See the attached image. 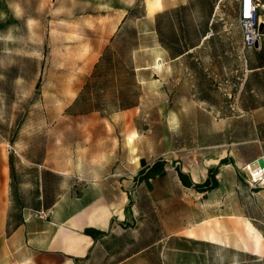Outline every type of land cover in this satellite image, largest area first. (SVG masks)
<instances>
[{"label": "rangeland", "instance_id": "1", "mask_svg": "<svg viewBox=\"0 0 264 264\" xmlns=\"http://www.w3.org/2000/svg\"><path fill=\"white\" fill-rule=\"evenodd\" d=\"M149 1L0 0V153L12 213L93 180L110 192L138 185L107 261L148 247L136 264H264V180L244 169L264 156V39L242 47L236 0L168 9L178 0H160L158 12ZM164 11L163 41L178 34L195 45L181 56L155 30ZM258 16L262 36L261 5ZM121 95L133 104L117 109ZM222 156L232 165L217 170V189L185 188L178 169L200 172ZM161 161L164 175L136 183ZM148 184L170 185L171 195L152 201Z\"/></svg>", "mask_w": 264, "mask_h": 264}, {"label": "crops", "instance_id": "2", "mask_svg": "<svg viewBox=\"0 0 264 264\" xmlns=\"http://www.w3.org/2000/svg\"><path fill=\"white\" fill-rule=\"evenodd\" d=\"M187 1L178 0L165 6V9L184 5ZM236 5L238 13L239 0H236ZM162 9L161 3L155 11ZM128 162L133 169L139 167L137 159ZM204 163L203 171L194 169L183 172L193 183L201 184L207 178L209 169L227 167L232 165V160L222 156L216 160H205ZM162 168L146 178L161 177L164 175ZM147 186L152 201L171 195L170 185H163L162 188L152 184ZM134 188H138V185L128 190L119 187V191L110 192L105 181L93 180L79 191L64 193L46 206L52 209V215L47 220L35 217L36 210L17 215L12 213L10 170L0 153V264H136L138 254L148 247L107 261L112 252L108 246L109 239L126 231V222L129 221L126 206L132 202ZM207 192L197 191L199 194ZM131 217H134L133 214Z\"/></svg>", "mask_w": 264, "mask_h": 264}, {"label": "trees", "instance_id": "3", "mask_svg": "<svg viewBox=\"0 0 264 264\" xmlns=\"http://www.w3.org/2000/svg\"><path fill=\"white\" fill-rule=\"evenodd\" d=\"M181 8L182 7H178L176 9V11H180ZM166 14H167L166 11L156 13V15H155V30L160 37L161 45L169 50L170 55H172L173 57H177V56L184 54L188 50L192 49L193 47H195V45L189 44L188 42H182L180 37H178V34L176 35V38H174L172 43H170V45L166 44L163 41V39L161 37L162 32H161V28L159 26V19L164 17ZM108 53H109V51L107 49H105L104 53L100 57L99 62L106 59ZM98 66H99V64L95 66L94 71L92 73V76L97 75L98 70H99ZM132 104L133 103H131V104L126 103L125 97H123V95H121L119 97V101L117 103L116 108L117 109H123V108L128 107ZM95 109H99L98 106ZM163 165H164V161H161L156 168H148V170H146V171H141L136 180L142 181L144 178L154 175L160 168L163 167ZM217 170H218L217 167L209 169L207 178L201 184L193 183L190 180L189 176L185 172H183L181 169H178L177 173H178V177H179L180 181L182 182V184L184 186L191 187V188H193L199 192H205V191H209L211 189H214L218 186V181H217L216 176H215L217 173Z\"/></svg>", "mask_w": 264, "mask_h": 264}, {"label": "built area", "instance_id": "4", "mask_svg": "<svg viewBox=\"0 0 264 264\" xmlns=\"http://www.w3.org/2000/svg\"><path fill=\"white\" fill-rule=\"evenodd\" d=\"M258 0H239L238 23L242 35V47L248 49L259 43L261 38ZM211 33V32H210ZM11 149L10 147H8ZM35 217L47 220L52 215L51 207L40 208L34 212Z\"/></svg>", "mask_w": 264, "mask_h": 264}, {"label": "bare ground", "instance_id": "5", "mask_svg": "<svg viewBox=\"0 0 264 264\" xmlns=\"http://www.w3.org/2000/svg\"><path fill=\"white\" fill-rule=\"evenodd\" d=\"M161 6L160 0H150L148 2V10L152 12L154 9L159 8ZM261 7L264 8V4H261ZM261 39H264V35L261 36ZM245 171H247L252 180L257 179L260 176V179L264 180V168L259 167L257 160H251L245 164Z\"/></svg>", "mask_w": 264, "mask_h": 264}, {"label": "water", "instance_id": "6", "mask_svg": "<svg viewBox=\"0 0 264 264\" xmlns=\"http://www.w3.org/2000/svg\"><path fill=\"white\" fill-rule=\"evenodd\" d=\"M257 46H258V43L255 44V47ZM256 160H257L259 167L264 168V157L259 156L256 158Z\"/></svg>", "mask_w": 264, "mask_h": 264}]
</instances>
